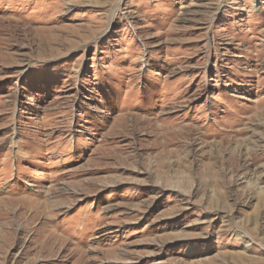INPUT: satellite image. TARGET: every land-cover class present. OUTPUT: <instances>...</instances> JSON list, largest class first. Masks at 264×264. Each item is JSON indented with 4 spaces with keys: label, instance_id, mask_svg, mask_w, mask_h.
I'll list each match as a JSON object with an SVG mask.
<instances>
[{
    "label": "rangeland",
    "instance_id": "obj_1",
    "mask_svg": "<svg viewBox=\"0 0 264 264\" xmlns=\"http://www.w3.org/2000/svg\"><path fill=\"white\" fill-rule=\"evenodd\" d=\"M0 264H264V0H0Z\"/></svg>",
    "mask_w": 264,
    "mask_h": 264
},
{
    "label": "bare ground",
    "instance_id": "obj_2",
    "mask_svg": "<svg viewBox=\"0 0 264 264\" xmlns=\"http://www.w3.org/2000/svg\"><path fill=\"white\" fill-rule=\"evenodd\" d=\"M168 182V181H167ZM175 185V184H174ZM171 186V185H170ZM176 186V185H175Z\"/></svg>",
    "mask_w": 264,
    "mask_h": 264
}]
</instances>
